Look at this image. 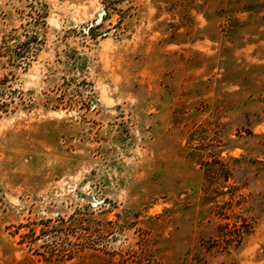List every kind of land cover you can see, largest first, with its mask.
<instances>
[{"label": "rangeland", "instance_id": "374dc122", "mask_svg": "<svg viewBox=\"0 0 264 264\" xmlns=\"http://www.w3.org/2000/svg\"><path fill=\"white\" fill-rule=\"evenodd\" d=\"M0 264H264V0H0Z\"/></svg>", "mask_w": 264, "mask_h": 264}]
</instances>
